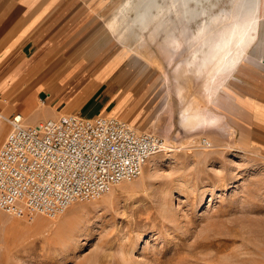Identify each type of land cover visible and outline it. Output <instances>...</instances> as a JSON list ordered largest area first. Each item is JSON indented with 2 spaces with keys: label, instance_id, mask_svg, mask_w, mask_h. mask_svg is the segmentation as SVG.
<instances>
[{
  "label": "rangeland",
  "instance_id": "rangeland-1",
  "mask_svg": "<svg viewBox=\"0 0 264 264\" xmlns=\"http://www.w3.org/2000/svg\"><path fill=\"white\" fill-rule=\"evenodd\" d=\"M138 1L106 0L103 18L157 82L137 128L168 151L134 182L55 219L0 211V264H264V146L230 114L238 97L226 87L244 61L259 62L264 0H158L134 29Z\"/></svg>",
  "mask_w": 264,
  "mask_h": 264
},
{
  "label": "crops",
  "instance_id": "crops-1",
  "mask_svg": "<svg viewBox=\"0 0 264 264\" xmlns=\"http://www.w3.org/2000/svg\"><path fill=\"white\" fill-rule=\"evenodd\" d=\"M106 6V0H0V148L11 131L8 120L18 114L28 125L76 114L147 126L143 103L157 82L114 42ZM259 57L264 60V48ZM260 58L244 61L226 87L238 97L230 114L264 146Z\"/></svg>",
  "mask_w": 264,
  "mask_h": 264
},
{
  "label": "built area",
  "instance_id": "built-area-1",
  "mask_svg": "<svg viewBox=\"0 0 264 264\" xmlns=\"http://www.w3.org/2000/svg\"><path fill=\"white\" fill-rule=\"evenodd\" d=\"M44 102V101H42ZM0 148V211L15 219H55L137 180L167 141L118 118L63 114L36 125L8 120Z\"/></svg>",
  "mask_w": 264,
  "mask_h": 264
},
{
  "label": "bare ground",
  "instance_id": "bare-ground-1",
  "mask_svg": "<svg viewBox=\"0 0 264 264\" xmlns=\"http://www.w3.org/2000/svg\"><path fill=\"white\" fill-rule=\"evenodd\" d=\"M257 3H258L257 0H253L252 3H250V6H252V8L256 7V6H258ZM135 5L136 6H135V8L133 10L134 17L132 19L133 20L134 29L135 28H137V29L144 28V25H146L151 20L152 16L156 12V10L160 9L159 8L160 4L158 3V0H140ZM256 21H257V18H255V16H253L252 19H251V26H253V29H254V26L256 25ZM246 44H248V43H246ZM244 46L245 45H243V47ZM224 65H225L226 68L229 67V72H231L235 68L236 61H235V58L233 57V54L229 53V57L227 58V61L224 63Z\"/></svg>",
  "mask_w": 264,
  "mask_h": 264
}]
</instances>
